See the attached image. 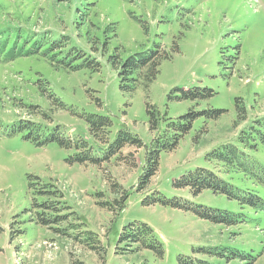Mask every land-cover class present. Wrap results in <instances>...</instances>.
Returning a JSON list of instances; mask_svg holds the SVG:
<instances>
[{
  "label": "rangeland",
  "instance_id": "rangeland-1",
  "mask_svg": "<svg viewBox=\"0 0 264 264\" xmlns=\"http://www.w3.org/2000/svg\"><path fill=\"white\" fill-rule=\"evenodd\" d=\"M67 1L0 0V264H180V255L209 264H264V204L172 186L185 171L205 167L243 196L254 190L264 197V144L250 148L256 139L244 134L252 125L264 127L258 123L264 122V0ZM112 22L116 35L106 27ZM50 29L69 37L64 49L83 52L69 60L79 69H55L49 59L57 63L62 55L54 49L40 55L50 47L40 33ZM156 43L169 52L156 78L148 89L121 92L111 56L124 58ZM193 86L215 93L174 97L180 94L175 88ZM236 101L245 107L239 118ZM211 108L223 111L196 115L170 148L172 122ZM149 110L158 118L154 129ZM90 113L110 116L109 136L102 129L95 137L85 117ZM120 128L141 146L129 139L114 149ZM240 136L250 160L246 174L212 154ZM154 140L160 145L152 147ZM152 148H159L157 170L140 185ZM157 190L229 210L235 222L143 204ZM133 233L146 246L133 241ZM154 239L162 244L161 256Z\"/></svg>",
  "mask_w": 264,
  "mask_h": 264
},
{
  "label": "trees",
  "instance_id": "trees-1",
  "mask_svg": "<svg viewBox=\"0 0 264 264\" xmlns=\"http://www.w3.org/2000/svg\"><path fill=\"white\" fill-rule=\"evenodd\" d=\"M77 1V0H76ZM80 1V0H79ZM86 0H81V3H85ZM63 3H68L67 0H62ZM87 2V1H86ZM62 3V4H63ZM94 5L93 8L96 6V2L94 1L92 3ZM70 7V6H69ZM92 25H95L93 21ZM144 31H147V25L142 24ZM107 28H110V30L116 35L115 32V22H112L106 26ZM29 31L26 33V35H29ZM53 32L56 34L53 35ZM104 32V31H103ZM42 36V39H45L50 44V47L45 48L44 51L40 55L46 57L48 49H51V51L54 49L56 50L53 52L54 54H61L62 57L57 58V63L53 60H50V64L55 68L59 69V65H61L62 68L67 70H77L81 67V64H70L75 57L82 56L83 52L80 50H77V48L72 47L69 50L64 49L66 41L69 39V37L66 34H63L61 31H57L55 29L45 30L40 33ZM38 34L34 33L32 34V40H34ZM224 37H227V34H224ZM109 38L108 36H105L102 45H105L107 43V40ZM63 40V41H62ZM58 42L57 44H55ZM29 45L30 41L25 42ZM49 46V45H48ZM161 44L156 43L153 48H147L145 51L141 53H132L127 55L126 57H121L120 53H116L112 55V63L113 67L117 70V76L119 79V89L121 92L125 94H132L135 92V90L141 86L145 89H148L150 84L153 82V80L156 78L158 74V67L161 62V60L167 58L169 56V52L167 50H161L160 51ZM228 46L225 48L228 50ZM240 47H235V53H238ZM29 50V46L27 51ZM75 52H74V51ZM171 50H177V45L173 44ZM74 53V54H73ZM73 55V56H72ZM72 56V57H71ZM70 57V58H69ZM68 60V61H65ZM72 60V61H69ZM90 64H92V67L96 69L94 63L90 60H86ZM118 66L116 67V65ZM180 92V94L174 95L178 100L180 99H203L207 97H211L215 91L209 87H203V86H193L189 88H175L173 92ZM236 108H237V116L239 118L240 111L244 112V106H240L237 104L236 101ZM222 109L220 108H211L207 111L205 110H191L190 112L179 116V118L176 119L177 123L172 122L174 126H177L175 128L174 134H173V141L170 145V148L174 147L176 143L179 140V137L182 136V133L188 131L191 128L193 119L196 115L199 114H206L211 115L212 117L218 116L220 113H222ZM151 115V128H156L158 118L155 116L154 111L149 110ZM87 121L89 122L90 129L94 133L95 137L98 136V130L104 129L106 134L109 136V133L111 132V126H112V120L110 116L103 115V114H94L90 113L86 116ZM238 122V120L236 121ZM258 122V121H257ZM264 126V122L260 121L258 122ZM131 132L125 131L124 129H119L114 137V146H112L114 149L120 148L125 142H129V139L132 143H138L141 146V140L135 135V137L130 136ZM245 136H249L254 142H250L248 145L250 148H257L258 144H264V127L256 128L253 125L248 127L247 130L244 132ZM158 139V138H157ZM242 136L237 138L236 142H229L225 145H221L219 148H216L214 152L212 153L215 159L222 164V166L230 169L234 172H242L247 173L249 171V156L247 153V150L241 143H243L245 140ZM159 140H154L152 147H156ZM159 144V143H158ZM110 145V144H109ZM160 145V144H159ZM240 145L242 147H240ZM158 158H159V148H152L148 151V154L146 155V166L144 170V174L140 178V185H143L147 183L149 178L155 173L158 166ZM252 158V156H250ZM94 160V159H93ZM227 171V170H226ZM32 184V183H30ZM51 186V183H46V185ZM172 186L175 189L183 190L185 189V193L189 192L192 195H197L201 193L204 189H211L215 193H223L230 199H237L240 202H248L250 204H256L257 202H261L264 204V197L257 191L250 190V192L245 193L247 196H243L244 192H241V189L229 181L225 180L220 174H217L216 172L207 169L205 167H196L194 169H190L182 173L179 177H177L172 182ZM44 187V186H43ZM141 187V186H140ZM40 192L43 193H51L54 191H43ZM127 195V193H125ZM155 202L161 203L163 205H168L170 207L182 209L185 211H191L195 215H197L200 218L207 219L214 223H231L235 222V219H233V214L229 210H223L220 208H214L209 207L206 205H203L201 203H194L191 200L187 199H181L177 195H173L170 197H167L164 195L161 191L157 190V194H151L150 196H146V198L143 200V204L149 205L153 204ZM45 204V203H43ZM144 228H146L148 231H150V227L147 225H143ZM133 241H138L141 243V245L146 246V244L141 240L139 233H133L132 234ZM154 241L157 242L156 239ZM158 244L154 246L153 248L156 249L157 253L161 256L163 255V249L162 244L160 242H157ZM216 250V247L214 248ZM216 254L219 255L218 250L216 251ZM183 256V257H182ZM180 264H209L208 261L205 260H194L190 256H184L180 255Z\"/></svg>",
  "mask_w": 264,
  "mask_h": 264
}]
</instances>
